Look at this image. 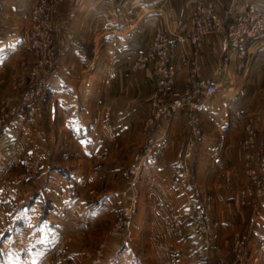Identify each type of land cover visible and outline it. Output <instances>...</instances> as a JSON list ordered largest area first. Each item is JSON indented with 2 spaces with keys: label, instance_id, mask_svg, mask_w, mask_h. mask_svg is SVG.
<instances>
[{
  "label": "crops",
  "instance_id": "0c3cea01",
  "mask_svg": "<svg viewBox=\"0 0 264 264\" xmlns=\"http://www.w3.org/2000/svg\"><path fill=\"white\" fill-rule=\"evenodd\" d=\"M35 1L0 0V95L2 81L9 80L2 71L25 44ZM202 1L207 0H62L56 16L60 57L46 86L45 108H39L41 120L33 130L26 129L24 113L18 112L0 131V179L20 168L27 157L40 161L39 185L29 199L14 203L0 184L1 248L24 249L20 254L25 259L33 257L37 264H49L53 250L65 246L70 249V264H77L84 252L76 248L74 236L93 224L103 226L113 215L128 189L119 177L121 169L141 160L139 175L132 183L137 192L136 213L126 225L121 248L105 264H159L168 254L192 264L201 239L185 226L178 233L171 227L172 216L183 213L185 200V194L172 184L174 166L184 163L190 168V192L203 209L216 212L220 204L241 198L246 189L239 185L247 184L243 167L248 161L257 165L256 158H249L239 144L246 124L257 129L258 143L264 146V39L248 40L240 55L238 48L224 43L223 33H212L203 37L195 56V44L188 38L189 16ZM211 1L220 13H227V22L244 12L248 1L264 10V0ZM158 30L171 40L170 60L178 68L176 90L191 87L200 78L218 86L213 94L198 98L203 134L189 160L182 158L186 105L166 113L165 123L143 132L146 137L140 130L150 108L147 99L157 70L155 64H149L135 72L132 63ZM24 72L28 75L16 65L10 77L19 81ZM92 118L111 119L124 147L121 153L112 151L100 174L101 194L85 200L81 195L95 179L87 161L108 146ZM220 134L225 135V145L214 154ZM149 137L154 140L147 141ZM73 161L82 166L75 167ZM258 176L263 175L259 172ZM70 183L74 194L64 209H58L61 190ZM224 212V227L234 226L246 215L250 218L245 225L249 246L264 240V201L257 209L220 208L222 215ZM20 220L22 226L4 237L10 225ZM65 233L71 236L68 243L63 241Z\"/></svg>",
  "mask_w": 264,
  "mask_h": 264
},
{
  "label": "rangeland",
  "instance_id": "374dc122",
  "mask_svg": "<svg viewBox=\"0 0 264 264\" xmlns=\"http://www.w3.org/2000/svg\"><path fill=\"white\" fill-rule=\"evenodd\" d=\"M41 1L42 0H36L32 8L30 9L29 21L27 25V30L25 32L24 46L20 48L18 56L15 58V60L12 61V63L7 67L6 70L4 69L2 71V76H6L9 79V82L6 80L2 81V95H0V131L10 119L17 115L18 112L24 113V123L26 129L33 130L36 122L41 120L39 116V108L42 105L43 106L41 107V109L45 108L46 100L49 97L47 94L46 86L57 68L60 57V44L58 38V30L56 26V16L59 13L62 0L58 1L56 6L54 7V10L50 13L48 17L43 16L40 17L39 20H34L32 18L33 12ZM47 1L52 2V0ZM207 1L212 2L215 6V9L217 10L216 5L213 1ZM192 9L190 11L189 16L191 27L188 38L195 44L194 55L197 56L200 45L202 43V39L205 35L221 32L225 36V30H208L197 36L194 35L195 40H193L192 34L196 33V27L193 23L191 16ZM217 12L221 16L225 17V11L220 13L217 10ZM158 33H161V31H156L155 35L153 36L152 40L148 43L147 47L144 50H141L138 54H136L135 59L132 63V68L136 70L135 72H139L140 70L145 69L149 64H155L157 70V79L149 95V98L147 99L150 108L141 121L140 130L142 134L143 132L147 134V132L150 130L152 132V130L157 129V127L165 123L164 115L166 113H171L186 105L188 108V113L184 121L185 138L183 143L182 158L185 160H189L192 157L189 159L185 158L183 155L184 149L190 143L191 139H193L195 143V151L198 145L197 142L200 140L203 134V129L199 121L201 134L196 137L194 132L189 133L187 129V121L188 114L190 112V105L188 103H179V101L177 100H179L181 96H185L186 94L190 95L195 82L199 79L196 80L191 87H188L182 91L176 90L174 88L178 68L175 62H172L170 60L171 40L169 36L164 33V35L169 39L167 46L169 49V57L167 61L162 58L157 49L153 51V46H150L151 43L153 44V41ZM185 38V36L178 37V40L182 41ZM145 54L146 62L144 63V65L136 66L135 64L137 63V61H140L139 55ZM16 65H18L19 69L27 70L28 74L26 75V73L24 72L25 74L22 73L21 76L19 75V81L14 80L13 78L11 79L10 77L11 74H13L12 72L13 70H15ZM164 66H172L173 69H175V75L174 77H172V90L171 92H169V90L165 93L157 90V83L160 80L158 69ZM37 88L39 92L33 97H31L29 100H27L26 94L31 89L35 90ZM156 91L160 92V97L153 96ZM200 96L203 95L195 97V100L197 102V107L195 109L197 117L199 106L198 98ZM30 106L34 107L33 111L30 110ZM158 111L159 114H157ZM92 123L94 125H97L96 127L104 132L107 138L108 146L103 150V152L97 153L92 159L87 161L88 166L90 168L89 170H91L93 175H95V179L93 181L94 183L89 184L81 195V197L85 200L98 197L101 194V189L98 185L100 174L104 169V166L107 161H110V155L112 151L120 152L121 149V151H123L124 147L122 140L115 136V129L113 127V122L111 121V119L92 118ZM109 126L113 129L111 134H109L108 132ZM251 128H253L256 132H253L252 136L255 144L252 148L246 150L243 148L242 142L248 136L249 131H253ZM240 141L241 143L239 142V144L242 146V151L248 154L249 158L255 157L257 165L252 166V164L248 161L247 165L243 167V175L246 179L247 184L239 186L241 188L244 187L246 190L244 189L245 191L242 192V196L238 200L237 198H234V200H232L230 203L228 202L227 204H220L219 207L223 211L229 210L233 207H239L240 211H245L246 209L252 210L253 208L257 209L262 203V201H264V164H262V160L264 161V146L262 147L258 143L257 129L253 125L246 124L245 132L243 133V136L241 137ZM217 143L218 145H220V147L222 146L221 149L224 147V134H220L217 136L213 145V149ZM221 149L219 151H221ZM28 161H31L32 164L26 166ZM73 162L75 163V167L80 168L82 166L81 163H79L78 161ZM141 164L142 163L140 160L131 166L127 165L121 169L119 177L123 179V188L125 186V188L128 187V189L124 191L125 194H123L122 196L121 205L111 217L106 219L105 224L103 226L100 225L97 228L93 224L86 232L80 229L78 233L79 235L76 234V236H74L76 248L84 252L83 257L80 259V262L77 261V264H105L110 260V257L115 255L116 252L121 248V242L126 236V225L131 221L132 217H134L133 214L134 212L136 213L135 210L137 209V192H135V188L134 186H132V183L139 175ZM39 166L40 161L38 158L27 157L20 168L18 167L12 169V171H8L7 173L2 175L0 179V184L2 185V188L5 193L14 203H16V201L18 200L25 201L26 199H29L33 191L38 188L40 181V179H38L37 177ZM175 169H179L180 172L184 173L183 177L185 179V183L184 185H178L179 187L173 182L175 178ZM173 171L174 173L172 177V184L177 191L185 194V200L183 213L180 215L176 214L172 216V230L178 233L180 232L178 230H181V228L185 226L188 233H196L198 235V238L201 239L200 244L197 245L195 248L196 255L195 260L192 262V264H264V246H262V244H264V240L257 241L256 244L253 246L248 245V241L250 240V233L248 232V229L245 225H248L250 218L246 215L242 217V221H234V226L224 227L223 225H221V221L224 220L225 212L222 215L220 213V208L218 207L215 208L216 212H212V210H209L208 207L203 209L197 197L190 192V168H186L183 163L181 166H174ZM259 172H261L263 176H258ZM250 178L253 183L249 182ZM239 189H237L235 193ZM74 190V185L71 183L68 184L65 188H63V190H61V201L59 202L58 209H64L68 202V199L74 194ZM189 195L193 196V198L197 201L198 207L190 206L189 208H187L186 203L187 201H189ZM232 204H234V206ZM43 205L44 214L46 211V206L44 203ZM159 209L163 210V206H160ZM163 211L166 210L164 209ZM251 214L252 211L249 212V216ZM193 219H197L196 224H191ZM14 223H18L15 228L20 227L23 224L22 220H20L19 222L14 221ZM12 225H10V227H12ZM10 230L13 229L10 228L7 231H9L10 233ZM8 235L9 234H3L4 237ZM70 240V234L65 233L63 241H65V243H68ZM77 241L79 244L77 243ZM22 250L24 249L11 248L10 250H7V248H3L2 250L0 249V252H5L8 257L5 254L1 255V257L7 259L5 263L16 262V264H37L34 261V259L36 258L32 257L28 260L25 259V255L20 254V251ZM69 250L70 249L65 246H61L58 249H54L50 257L48 258L49 264H70L71 261L67 257ZM174 262H178L179 264H185L182 261L181 257L177 256L176 254H168V256L163 258L161 263L159 264H175Z\"/></svg>",
  "mask_w": 264,
  "mask_h": 264
},
{
  "label": "built area",
  "instance_id": "2783aa9c",
  "mask_svg": "<svg viewBox=\"0 0 264 264\" xmlns=\"http://www.w3.org/2000/svg\"><path fill=\"white\" fill-rule=\"evenodd\" d=\"M59 0H52V2L47 0H42L39 5L35 8L32 18L34 20H39L40 17H48L50 13L54 10V7L58 3ZM227 13L225 14V16ZM192 20L196 27V33L192 34V39L195 40V36L202 34L208 30L214 29V31H222L225 30V43L231 44L232 48H238L239 54L243 55L246 51L245 45L248 40H262L264 39V11L253 2L248 1L246 5V9L243 13L236 15L232 21L227 22L226 17L221 16L215 6L210 1H203L197 3L192 9ZM168 38L164 35V33H158L151 43V47L153 46V51L155 49L158 50L159 54L163 59L167 61L169 57V49H168ZM140 61L138 60L135 64L136 66H143L146 62V54L139 55ZM167 64V63H166ZM168 65V64H167ZM160 80L157 83V90L162 92H171V84L172 77L175 75V69L172 66H164L158 69ZM218 86L208 79H199L195 82L190 95L186 94L185 96H181L179 98V103H188L190 106V112L188 114V131L189 133L194 132L196 137L201 134V128L199 125V120L197 117V113L195 111L197 107V102L195 100L196 96L203 95L208 96L216 92ZM189 91V90H186ZM39 92L37 89H31L26 94V99L29 100L35 94ZM154 97H160V92H155L153 94ZM177 104V103H176ZM30 110L33 111L34 107L30 106ZM159 114V111L157 112ZM253 131H249L248 136L242 142L243 148L248 150L252 148L255 144L253 139V132L255 130L251 128ZM113 129L109 126L108 132L111 134ZM154 140L153 137L148 138L149 142ZM195 143L194 140L191 139L190 143L184 149L183 155L185 158L189 159L192 157L194 152ZM222 147V146H221ZM218 143L214 146L213 153L217 154L221 149ZM32 162L28 161L26 166L31 165ZM262 164L264 161L262 160ZM187 174V173H186ZM184 173L180 172L179 169H175V178L173 182L175 185H184L185 179L183 177ZM179 187V186H178ZM189 201H187V208L190 206L198 207L197 201L193 198V196L189 195ZM197 220V219H196ZM195 219L192 220L191 224H196L197 221ZM264 246V244H262ZM175 264H179L178 262H174Z\"/></svg>",
  "mask_w": 264,
  "mask_h": 264
},
{
  "label": "trees",
  "instance_id": "16d2710c",
  "mask_svg": "<svg viewBox=\"0 0 264 264\" xmlns=\"http://www.w3.org/2000/svg\"><path fill=\"white\" fill-rule=\"evenodd\" d=\"M45 210H46V209H45ZM17 224H18V223H16V224L13 223L12 227H10V228H11V229H13V227L15 228V226H16ZM7 234H9V231H5L4 235H7ZM0 249L2 250L3 248L0 247ZM4 254L8 257V255H7L5 252H2V253L0 252V263H1V264H10V263H11V264H16V262L5 263L7 259L1 257V255H4Z\"/></svg>",
  "mask_w": 264,
  "mask_h": 264
}]
</instances>
